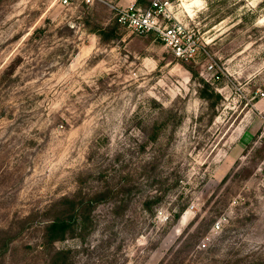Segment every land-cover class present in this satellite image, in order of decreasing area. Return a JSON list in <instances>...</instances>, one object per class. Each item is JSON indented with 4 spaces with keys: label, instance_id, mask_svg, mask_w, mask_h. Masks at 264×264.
Listing matches in <instances>:
<instances>
[{
    "label": "rangeland",
    "instance_id": "rangeland-1",
    "mask_svg": "<svg viewBox=\"0 0 264 264\" xmlns=\"http://www.w3.org/2000/svg\"><path fill=\"white\" fill-rule=\"evenodd\" d=\"M167 1L195 59L102 39L107 4L0 0V264H48L50 207L82 187L126 208L54 244L71 264H264V0Z\"/></svg>",
    "mask_w": 264,
    "mask_h": 264
},
{
    "label": "trees",
    "instance_id": "trees-1",
    "mask_svg": "<svg viewBox=\"0 0 264 264\" xmlns=\"http://www.w3.org/2000/svg\"><path fill=\"white\" fill-rule=\"evenodd\" d=\"M140 2L141 0H138V3ZM121 26L127 28L120 24L116 18L112 24H109L106 27L96 25L98 33L102 39L103 36H107L108 34L113 35V33L116 32ZM138 35L145 36L142 34ZM206 85L209 86L208 83H206ZM202 96L210 100L206 89H203ZM211 106H214V104L212 103ZM78 180L80 182L84 181L82 178H79ZM122 192V189H112L109 187H102L93 192H85L82 187L73 195L63 196L58 201H56L49 210L53 212V216H51L45 222L42 233V245L44 248L50 249V258L48 264H71L70 250L54 249V244L57 241H63L69 237H72L80 224L90 220L91 212L97 206L98 202L107 200L109 195L113 194L114 196H117V200H119L118 202L115 201L113 208L115 213L126 208L125 199L120 197ZM145 206V208L148 207V200ZM180 214L181 212L176 213L174 220H177L180 217ZM82 228H85V226H82ZM11 240L12 237L8 234L0 236V255H4L6 253Z\"/></svg>",
    "mask_w": 264,
    "mask_h": 264
},
{
    "label": "built area",
    "instance_id": "built-area-1",
    "mask_svg": "<svg viewBox=\"0 0 264 264\" xmlns=\"http://www.w3.org/2000/svg\"><path fill=\"white\" fill-rule=\"evenodd\" d=\"M69 4L70 0H62ZM88 5L107 4L114 12L115 18L132 31L146 35H156L165 46L180 60L195 59L205 45L190 30L188 25L178 21L168 11L167 0H151L149 6H141L137 0H127V5H116L107 0H83ZM213 68V64L209 66Z\"/></svg>",
    "mask_w": 264,
    "mask_h": 264
},
{
    "label": "crops",
    "instance_id": "crops-1",
    "mask_svg": "<svg viewBox=\"0 0 264 264\" xmlns=\"http://www.w3.org/2000/svg\"><path fill=\"white\" fill-rule=\"evenodd\" d=\"M121 4H123V5H126L127 4V0L126 1H121Z\"/></svg>",
    "mask_w": 264,
    "mask_h": 264
}]
</instances>
